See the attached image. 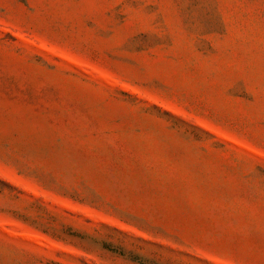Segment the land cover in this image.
<instances>
[{
	"label": "rangeland",
	"instance_id": "374dc122",
	"mask_svg": "<svg viewBox=\"0 0 264 264\" xmlns=\"http://www.w3.org/2000/svg\"><path fill=\"white\" fill-rule=\"evenodd\" d=\"M0 264H264V0H0Z\"/></svg>",
	"mask_w": 264,
	"mask_h": 264
}]
</instances>
